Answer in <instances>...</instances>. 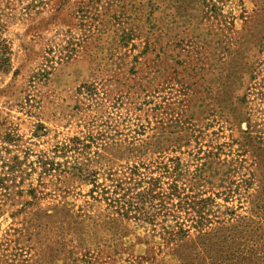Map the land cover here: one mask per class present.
I'll return each mask as SVG.
<instances>
[{"label":"rangeland","instance_id":"obj_1","mask_svg":"<svg viewBox=\"0 0 264 264\" xmlns=\"http://www.w3.org/2000/svg\"><path fill=\"white\" fill-rule=\"evenodd\" d=\"M0 58V264H264V0H0Z\"/></svg>","mask_w":264,"mask_h":264},{"label":"trees","instance_id":"obj_2","mask_svg":"<svg viewBox=\"0 0 264 264\" xmlns=\"http://www.w3.org/2000/svg\"><path fill=\"white\" fill-rule=\"evenodd\" d=\"M0 60H2V59L0 58ZM5 61H6V59L4 58V60L2 61L3 65L5 64Z\"/></svg>","mask_w":264,"mask_h":264}]
</instances>
